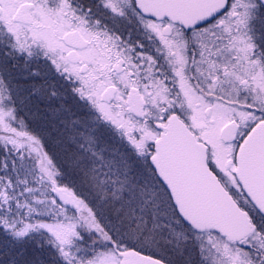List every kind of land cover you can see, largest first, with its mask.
<instances>
[{
    "label": "snow or ice",
    "instance_id": "1",
    "mask_svg": "<svg viewBox=\"0 0 264 264\" xmlns=\"http://www.w3.org/2000/svg\"><path fill=\"white\" fill-rule=\"evenodd\" d=\"M0 264H264V0H0Z\"/></svg>",
    "mask_w": 264,
    "mask_h": 264
}]
</instances>
